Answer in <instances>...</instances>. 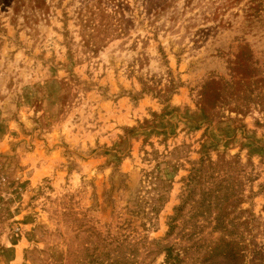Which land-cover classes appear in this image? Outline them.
<instances>
[{"label": "rangeland", "instance_id": "obj_1", "mask_svg": "<svg viewBox=\"0 0 264 264\" xmlns=\"http://www.w3.org/2000/svg\"><path fill=\"white\" fill-rule=\"evenodd\" d=\"M0 264H264V0H0Z\"/></svg>", "mask_w": 264, "mask_h": 264}, {"label": "trees", "instance_id": "obj_2", "mask_svg": "<svg viewBox=\"0 0 264 264\" xmlns=\"http://www.w3.org/2000/svg\"><path fill=\"white\" fill-rule=\"evenodd\" d=\"M112 264H120V263H118V261H114V262H112Z\"/></svg>", "mask_w": 264, "mask_h": 264}, {"label": "built area", "instance_id": "obj_3", "mask_svg": "<svg viewBox=\"0 0 264 264\" xmlns=\"http://www.w3.org/2000/svg\"><path fill=\"white\" fill-rule=\"evenodd\" d=\"M4 179L3 178H0V183H3Z\"/></svg>", "mask_w": 264, "mask_h": 264}]
</instances>
